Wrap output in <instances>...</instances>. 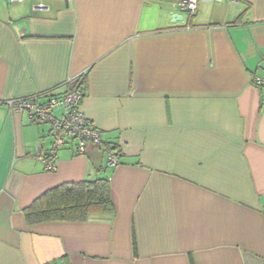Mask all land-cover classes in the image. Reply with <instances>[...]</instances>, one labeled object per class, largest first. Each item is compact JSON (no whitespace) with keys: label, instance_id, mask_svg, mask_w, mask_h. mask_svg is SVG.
Returning a JSON list of instances; mask_svg holds the SVG:
<instances>
[{"label":"crops","instance_id":"crops-1","mask_svg":"<svg viewBox=\"0 0 264 264\" xmlns=\"http://www.w3.org/2000/svg\"><path fill=\"white\" fill-rule=\"evenodd\" d=\"M42 2L0 0V264H264V0ZM78 77L103 145H66L50 172L48 127L7 102ZM105 178L114 212L27 221Z\"/></svg>","mask_w":264,"mask_h":264},{"label":"built area","instance_id":"built-area-1","mask_svg":"<svg viewBox=\"0 0 264 264\" xmlns=\"http://www.w3.org/2000/svg\"><path fill=\"white\" fill-rule=\"evenodd\" d=\"M23 0H13L22 2ZM39 9H47L46 5L39 0ZM72 1V0H71ZM178 8L189 17L195 16L198 10L199 0H172ZM237 2L238 0H231ZM79 78L69 79L66 84H75L63 95H51L44 101L38 98H22L11 100L7 105L14 111L27 114L31 123L48 127V135L52 143L48 153L39 158L47 171L57 170V155L61 148L68 144H75V154L82 155L88 145L102 146V134L89 122L82 111L81 104L85 98V86L79 83ZM255 83L264 85V78H255ZM108 163L110 166L118 165L119 150L113 145L106 148Z\"/></svg>","mask_w":264,"mask_h":264},{"label":"trees","instance_id":"trees-1","mask_svg":"<svg viewBox=\"0 0 264 264\" xmlns=\"http://www.w3.org/2000/svg\"><path fill=\"white\" fill-rule=\"evenodd\" d=\"M112 212L110 180L105 178L61 186L38 200L26 211V217L29 223L83 221L93 213Z\"/></svg>","mask_w":264,"mask_h":264}]
</instances>
